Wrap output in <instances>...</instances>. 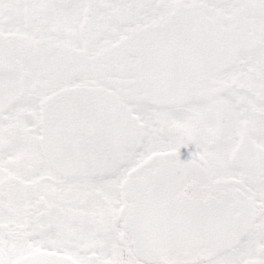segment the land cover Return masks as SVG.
<instances>
[{"label": "snow or ice", "instance_id": "1", "mask_svg": "<svg viewBox=\"0 0 264 264\" xmlns=\"http://www.w3.org/2000/svg\"><path fill=\"white\" fill-rule=\"evenodd\" d=\"M0 264H264V0H0Z\"/></svg>", "mask_w": 264, "mask_h": 264}, {"label": "rangeland", "instance_id": "2", "mask_svg": "<svg viewBox=\"0 0 264 264\" xmlns=\"http://www.w3.org/2000/svg\"><path fill=\"white\" fill-rule=\"evenodd\" d=\"M183 151H185V152H186L187 150H183ZM183 154H184V153H182V156H181V157H182V159H183V158H185Z\"/></svg>", "mask_w": 264, "mask_h": 264}, {"label": "flooded vegetation", "instance_id": "3", "mask_svg": "<svg viewBox=\"0 0 264 264\" xmlns=\"http://www.w3.org/2000/svg\"><path fill=\"white\" fill-rule=\"evenodd\" d=\"M183 150H186V149H182V153H185V151H183ZM182 158V157H181Z\"/></svg>", "mask_w": 264, "mask_h": 264}]
</instances>
